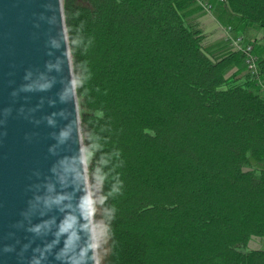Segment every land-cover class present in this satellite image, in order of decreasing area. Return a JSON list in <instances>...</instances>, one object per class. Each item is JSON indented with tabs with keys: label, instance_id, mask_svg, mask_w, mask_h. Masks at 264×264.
Returning <instances> with one entry per match:
<instances>
[{
	"label": "trees",
	"instance_id": "trees-1",
	"mask_svg": "<svg viewBox=\"0 0 264 264\" xmlns=\"http://www.w3.org/2000/svg\"><path fill=\"white\" fill-rule=\"evenodd\" d=\"M62 1L99 264H264V0H214L254 74L194 0Z\"/></svg>",
	"mask_w": 264,
	"mask_h": 264
},
{
	"label": "water",
	"instance_id": "water-1",
	"mask_svg": "<svg viewBox=\"0 0 264 264\" xmlns=\"http://www.w3.org/2000/svg\"><path fill=\"white\" fill-rule=\"evenodd\" d=\"M0 264H98L62 0H0Z\"/></svg>",
	"mask_w": 264,
	"mask_h": 264
},
{
	"label": "rangeland",
	"instance_id": "rangeland-1",
	"mask_svg": "<svg viewBox=\"0 0 264 264\" xmlns=\"http://www.w3.org/2000/svg\"><path fill=\"white\" fill-rule=\"evenodd\" d=\"M195 4H192L189 7V15L196 19L198 26L205 34V42L212 46L214 49H220L221 51H225L227 49H234L231 42L233 43L234 39H240L241 44L249 45L251 47V54L255 56L253 52V46L247 41V35L239 32L240 30H236L232 24H228L223 20V17L215 12L216 1L214 0H194ZM209 4L211 7H204L203 4ZM236 41V40H235ZM237 50V49H234ZM240 51V50H239ZM235 68H232L226 73V76H229ZM86 165V162H85ZM86 165V171H87ZM89 182V180H88ZM91 199V195H90ZM92 208V217H93V232L95 236V247L97 253V263L98 256L100 254L99 249L97 248V244L100 241L101 244V253L105 252L107 249V234L105 230V222L101 216V210L97 207V213L99 215L98 220H95L94 210ZM98 237L99 241H98ZM250 248H264V238H252L249 242Z\"/></svg>",
	"mask_w": 264,
	"mask_h": 264
},
{
	"label": "built area",
	"instance_id": "built-area-1",
	"mask_svg": "<svg viewBox=\"0 0 264 264\" xmlns=\"http://www.w3.org/2000/svg\"><path fill=\"white\" fill-rule=\"evenodd\" d=\"M204 7L210 8L211 6L207 3L203 4ZM236 40V41H235ZM240 42V39H234L233 43L231 42L232 46L234 47V49L240 50L244 53L245 55V64L247 66L248 71L251 74L255 73V69H256V57H254L251 54V47L249 45H243Z\"/></svg>",
	"mask_w": 264,
	"mask_h": 264
},
{
	"label": "crops",
	"instance_id": "crops-1",
	"mask_svg": "<svg viewBox=\"0 0 264 264\" xmlns=\"http://www.w3.org/2000/svg\"><path fill=\"white\" fill-rule=\"evenodd\" d=\"M255 34V37H259L260 36V34L258 33V32H254V31H251V33H250V35H254Z\"/></svg>",
	"mask_w": 264,
	"mask_h": 264
}]
</instances>
